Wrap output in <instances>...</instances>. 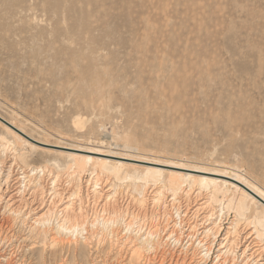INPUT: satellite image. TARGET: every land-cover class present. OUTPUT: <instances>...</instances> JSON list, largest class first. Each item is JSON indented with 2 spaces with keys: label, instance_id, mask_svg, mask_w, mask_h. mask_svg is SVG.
I'll list each match as a JSON object with an SVG mask.
<instances>
[{
  "label": "rangeland",
  "instance_id": "1",
  "mask_svg": "<svg viewBox=\"0 0 264 264\" xmlns=\"http://www.w3.org/2000/svg\"><path fill=\"white\" fill-rule=\"evenodd\" d=\"M0 115V264H264L260 204L236 213L231 192L212 202L195 186L173 197L139 184L149 164L122 160L118 178L121 160L97 155L264 192V0H0ZM10 123L66 148L18 141ZM84 151L111 169H68ZM69 200L84 237L44 235L36 219Z\"/></svg>",
  "mask_w": 264,
  "mask_h": 264
},
{
  "label": "bare ground",
  "instance_id": "2",
  "mask_svg": "<svg viewBox=\"0 0 264 264\" xmlns=\"http://www.w3.org/2000/svg\"><path fill=\"white\" fill-rule=\"evenodd\" d=\"M0 120L4 121V123L8 124V122L5 120V118L1 115H0ZM10 124L13 125V127H15V129L13 127H11L10 125H6L5 127L18 141L23 140V141H26L30 144L34 143L33 145H35V146H37L36 144H42L45 146H51V147H56V148H61V149L66 148L65 146L63 147V146L58 145V144H52V143L37 140V139L31 137L30 135H28L23 129L16 127L12 123H10ZM24 138H26L28 141L25 140ZM67 150H69V149H67ZM70 150H72L74 152L75 151H82V149L79 150V149H75V148L74 149L72 148ZM92 154H97V153H95L94 151H84V153L82 155L81 154H69V157L72 158V163L69 164L67 168L68 169L73 168L74 171L82 172L87 167V164L89 165V163L91 162V163H93V166H94L93 171L95 173H96V170L98 168L101 171L111 169L108 167V164H109V162H108L109 160H107L108 158H99V157L94 158L91 156ZM97 155L104 156V157H111V158L121 160V161H117L115 163L116 164L115 168H113V172L115 173L116 177L119 176V172L121 170H123L122 168L125 167V165H127L122 160L149 164V167H146V169H145L146 173L142 177L140 176V178H138V179H142V180H139V181H141V183L139 182V184H142L143 181L145 182L144 183L145 185L142 186L144 188L148 186L149 182L160 181V183H163V188H165L164 190H166V189L169 190L172 193V195H174L173 197H177V195L181 191H184L189 187L191 189L195 186L199 189V191L205 190L206 192H208L210 195V198H208V199L212 200V202H219L220 196L226 197L227 193L231 192L233 197L230 200H231L232 204H234V205H232V208L235 209L236 213H242V211H245L248 208L249 204L252 202H255L256 204H260L264 210V192L262 191V189H260V187H258L253 182H248L245 179L240 178V177L235 178V177H232V175H230V174H223V173L220 174V173H216L215 171L211 172V170L203 169L201 167H193V168L186 169V167H182V166L168 165V164H164V163H160V162L149 161V160H146V158H144V160H142V159H139L138 156H137L138 158L137 157L134 158L135 156L133 157V155H132V157H130L131 155L127 156L128 154H126V156H123V155L120 156V154L119 155H114V154L110 155V153H109V155L108 154L107 155L97 154ZM150 165L169 167V168H174V169H177L180 171L171 173L170 174L171 176H168V178L165 179L164 175H163L164 174L163 169H161L159 167H150ZM113 166H114V164H113ZM46 169H47L46 165L45 166H42V165L33 166L32 168L28 169L29 170L28 172H31V174H32V175L30 174L29 176L30 177L33 175L37 176V174H39V173L43 174L44 172H46L45 171ZM72 171H70V172H72ZM181 171H184V172H181ZM185 171H188V172H185ZM25 172L26 171H24V174H25ZM28 172H27V174H28ZM11 173H12V171L9 170L8 178L10 177ZM126 174H125V176H126ZM44 175H45V173H44ZM29 176H24L23 177V178H25L24 180L27 179L28 182L29 181L31 182V178H29ZM134 177H136V175ZM130 178H131L130 180H132L133 175ZM57 180L58 179L56 178V180H54V183H53V185H54V187H53L54 193L53 194H55V193L57 194V191H56V181ZM134 180H136V179L134 178L133 181ZM233 182H234V184H233ZM133 183H137V181L133 182ZM97 185L98 184H96V186ZM25 186H26V184L24 185V187ZM137 187L141 188L140 185H138ZM135 188H136V185H135ZM138 188H136V189L138 191H140L141 189L139 188L140 189L139 190ZM56 194H55V196H56ZM77 195H78V193H75V192L72 193L73 198H74V196L76 198ZM142 199H144V198H142ZM142 201H144V200H142ZM67 202H71V201L69 200ZM71 206H73V201L69 205H66L64 208H61V209H58V205H52L51 204V205H49L47 211L45 213H43L39 218L36 219L35 224H37L38 226H42V232L44 235H46L51 228H55L56 234L58 233L60 235H66V236L71 235V236H74L75 239H77V237L79 235H82V233H83L82 228H84V225H85L84 223H87L88 220L87 221H81V217L83 216V207H82L81 202H80L78 210H77L78 212L76 210L72 209ZM59 213H61V214L59 215ZM82 219H83V217H82ZM85 220H86V218H85ZM175 231H176V229L172 230L171 233H173ZM154 233H156V232H154ZM154 233L149 232L148 234L150 236L155 237V235L157 233L155 235H154ZM176 234H177V232H176ZM158 236H160V235H158ZM156 238H160V237H157V235H156ZM85 239L88 240V237L85 236ZM148 239L149 238L144 239L141 244L146 243L145 244L146 246L143 244L145 247L150 246L152 248L154 246V243H152V241L148 240ZM177 240H178V238H175V241H177ZM157 241H158V239H156V242ZM53 245H54V243H53ZM51 246H52V244H51ZM144 246H143V249H144ZM141 249H142L141 245L138 246L137 248H135L133 254H135V255L140 254ZM145 250H147V249H145Z\"/></svg>",
  "mask_w": 264,
  "mask_h": 264
}]
</instances>
